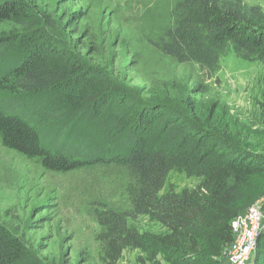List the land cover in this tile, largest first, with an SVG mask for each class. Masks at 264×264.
I'll list each match as a JSON object with an SVG mask.
<instances>
[{"label":"trees","instance_id":"obj_1","mask_svg":"<svg viewBox=\"0 0 264 264\" xmlns=\"http://www.w3.org/2000/svg\"><path fill=\"white\" fill-rule=\"evenodd\" d=\"M28 15L22 0H0V22L19 24L29 37L19 44L0 35L2 144L48 170L122 168L132 184L130 221L113 237L120 250L139 251L133 264H220L232 219L263 199L264 144L252 146L247 133L218 117L216 103L200 107L186 87L178 99L145 98L105 68L55 52L35 38L38 25ZM148 43L176 63L196 64L205 79L229 52L264 64V10L242 0H179ZM259 82L264 115V70ZM172 170L197 184L161 192ZM141 216L160 229H138ZM0 264L45 263L0 223ZM254 264H264V232Z\"/></svg>","mask_w":264,"mask_h":264},{"label":"rangeland","instance_id":"obj_2","mask_svg":"<svg viewBox=\"0 0 264 264\" xmlns=\"http://www.w3.org/2000/svg\"><path fill=\"white\" fill-rule=\"evenodd\" d=\"M22 1L30 20L38 25L35 38L43 39L55 52L105 68L145 98L178 99L176 92L186 87L200 107L216 103L218 117L247 133L245 139L252 146L264 144V115L259 106L262 62L229 52L221 56L215 74L205 79L196 64L176 63L148 43L170 23V11L179 0ZM242 1L264 10V0ZM0 35H10L19 44L29 40L14 22H0ZM202 83L208 86L206 92L196 90ZM197 182L196 177L172 170L161 192L169 186L191 188ZM131 188L120 167L48 170L39 158L5 147L0 137V223L45 264H133L139 251L120 250L113 237L130 221L126 215ZM258 200L263 209L259 235L264 232V196ZM135 224L140 230L160 229L145 216ZM255 250L256 244L246 264H254Z\"/></svg>","mask_w":264,"mask_h":264},{"label":"built area","instance_id":"obj_3","mask_svg":"<svg viewBox=\"0 0 264 264\" xmlns=\"http://www.w3.org/2000/svg\"><path fill=\"white\" fill-rule=\"evenodd\" d=\"M262 220L263 212L259 200L232 219L233 240L224 248L220 264H246L263 226Z\"/></svg>","mask_w":264,"mask_h":264}]
</instances>
